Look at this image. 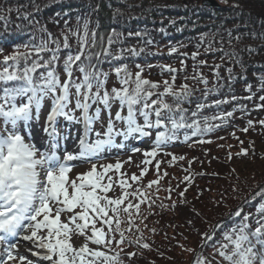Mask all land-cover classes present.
I'll return each mask as SVG.
<instances>
[{"label":"trees","instance_id":"1","mask_svg":"<svg viewBox=\"0 0 264 264\" xmlns=\"http://www.w3.org/2000/svg\"><path fill=\"white\" fill-rule=\"evenodd\" d=\"M213 1L0 0V128L61 92L155 121L168 154L107 212L109 264H264V0Z\"/></svg>","mask_w":264,"mask_h":264},{"label":"rangeland","instance_id":"2","mask_svg":"<svg viewBox=\"0 0 264 264\" xmlns=\"http://www.w3.org/2000/svg\"><path fill=\"white\" fill-rule=\"evenodd\" d=\"M40 99L38 112L31 120L23 115L29 105L27 95L2 108L5 115H20V121L12 128L8 127L14 130L8 129L6 137L13 139L16 146L4 147L0 152V218L14 215L19 220L23 218L24 222L15 241L5 244L0 264H48L26 251V247L39 248L36 234L44 238L46 248L43 250L50 249L57 264H109L112 250L118 251L119 247L114 243L107 244L108 236L100 238L106 215L112 207L117 209L119 204L123 205L126 197L128 200L129 196H134L138 190L136 183L143 184L151 168L164 162L159 160L160 154L168 153L157 152L151 148V143H147L150 136L147 129L152 123L149 118L124 136L116 133L115 127L120 125L104 130L110 118L113 119L115 101L107 105L108 109L103 105L94 109L95 105L88 99L83 104L79 121L75 114L73 117L63 109L61 117L46 122L49 111L56 106L49 94ZM116 115L119 121L120 114ZM44 124H47L45 130ZM105 135L110 140L106 141ZM102 141L106 144L101 145ZM140 148L143 152L138 150ZM171 150L177 149L166 151ZM16 186L25 188L26 199L21 208L12 206ZM88 190L102 197L103 204L88 233L81 238L70 233L67 227L76 223L77 216H86L89 203L96 200L95 196L90 197L87 204L82 196H75ZM25 235H31L34 243L24 240ZM49 254L48 259H51Z\"/></svg>","mask_w":264,"mask_h":264},{"label":"bare ground","instance_id":"3","mask_svg":"<svg viewBox=\"0 0 264 264\" xmlns=\"http://www.w3.org/2000/svg\"><path fill=\"white\" fill-rule=\"evenodd\" d=\"M77 141H79V138H77ZM15 221H16L15 219L11 220L12 223H14ZM6 223L8 224L9 222H6ZM34 237L38 241L39 248L34 250V249L26 247V251L30 253V256H32L33 258L36 257L38 260L43 261V262L46 261L48 264H57V261H54L53 254H52V258L48 259L47 253L51 252L50 249L49 250L47 249L45 251L43 250V248H46V244H45L46 242H44L45 241L44 238L38 234L34 235ZM23 239L30 240L31 243H34L33 241H35V239L33 240V237L31 238V235H28V236L25 235Z\"/></svg>","mask_w":264,"mask_h":264},{"label":"water","instance_id":"4","mask_svg":"<svg viewBox=\"0 0 264 264\" xmlns=\"http://www.w3.org/2000/svg\"><path fill=\"white\" fill-rule=\"evenodd\" d=\"M203 4L207 6H215L216 2H214L213 0H204Z\"/></svg>","mask_w":264,"mask_h":264}]
</instances>
